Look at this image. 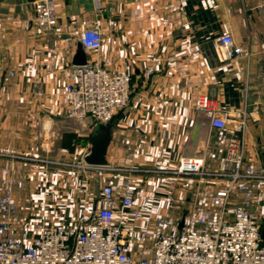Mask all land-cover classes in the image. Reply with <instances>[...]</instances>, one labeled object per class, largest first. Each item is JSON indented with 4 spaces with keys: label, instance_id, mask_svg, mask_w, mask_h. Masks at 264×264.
<instances>
[{
    "label": "crops",
    "instance_id": "1",
    "mask_svg": "<svg viewBox=\"0 0 264 264\" xmlns=\"http://www.w3.org/2000/svg\"><path fill=\"white\" fill-rule=\"evenodd\" d=\"M57 1L58 27L39 41L34 0H0V198L5 169L21 163L31 173L17 196L23 207L32 213L58 204L74 214L100 198L102 183L119 170L142 188L145 213H167L169 171L180 159L203 158L206 169L217 170L224 152V139L195 107L199 94L217 98L220 107L249 112L248 156L262 162L264 14L252 9L257 0ZM88 18L104 29L105 67L129 73L133 92L116 116L107 167L94 172L95 181L82 174L66 180L67 169L44 167L33 157L62 158L67 150L78 151L82 138L88 140L83 153L91 151L96 128L91 120L70 119L74 125L66 130L60 95L80 44V24ZM227 32L250 57L221 60L218 37ZM150 67L154 73L147 77ZM191 182L175 195L191 198L199 186Z\"/></svg>",
    "mask_w": 264,
    "mask_h": 264
},
{
    "label": "built area",
    "instance_id": "2",
    "mask_svg": "<svg viewBox=\"0 0 264 264\" xmlns=\"http://www.w3.org/2000/svg\"><path fill=\"white\" fill-rule=\"evenodd\" d=\"M33 4L40 41L58 27V1L34 0ZM252 9L264 14V0H257ZM77 38L88 54L87 63L71 65L61 101L67 117L91 120L97 128L128 107L132 78L105 67L101 58L104 29L99 20L84 19ZM218 45L223 61L251 54L230 32L218 37ZM153 73L150 67L146 76ZM195 107L224 139V152L218 169L211 172L203 158L180 159L175 173L185 179L199 175L201 181L191 198H174L170 188L165 198L167 213L147 214L142 188L116 167L115 176L102 183L100 198H91L76 213L68 215L58 204L34 208L31 213L17 199L31 173L21 163L5 169L0 264H264V164L248 156L249 112L220 107L218 99L208 94H199ZM90 152L67 163L66 180L81 174L94 180V172L107 167L89 165Z\"/></svg>",
    "mask_w": 264,
    "mask_h": 264
},
{
    "label": "water",
    "instance_id": "3",
    "mask_svg": "<svg viewBox=\"0 0 264 264\" xmlns=\"http://www.w3.org/2000/svg\"><path fill=\"white\" fill-rule=\"evenodd\" d=\"M87 63V54L82 45L79 44L74 58V65H84ZM114 117L110 122L101 123L96 128L92 137L91 152L86 157V162L91 166L105 167L108 165L107 154L110 144L113 140V129L115 126ZM262 163L264 164V152L262 154Z\"/></svg>",
    "mask_w": 264,
    "mask_h": 264
},
{
    "label": "rangeland",
    "instance_id": "4",
    "mask_svg": "<svg viewBox=\"0 0 264 264\" xmlns=\"http://www.w3.org/2000/svg\"><path fill=\"white\" fill-rule=\"evenodd\" d=\"M59 12V11H58ZM71 118H69V117H67V116H65V122H66V130H70L71 129V127L70 126H72V125H74V124H72V122H74L73 120H70ZM74 120H76V119H74ZM79 121V120H78ZM52 128V127H51ZM85 138H87V137H85ZM51 139H53L52 138V136H51ZM88 143V140L86 139H84V138H82V140H81V144L80 145H78V148H80L78 151H70V150H67L66 151V155L64 156L63 155V157L62 158H65V161H60L61 160V158H60V156L61 155H50V156H46V155H44V157L43 156H37V157H33V158H35V159H37L38 161V163H40L42 166H50V165H57L58 166V164H56V162L57 161H59V162H64L65 164L64 165H62V164H59V166L58 167H60V168H67V167H69L68 165H67V163H70V162H72V161H75V160H77L80 156H81V154H83V150H85V149H87V144ZM54 156V157H53ZM56 156V157H55ZM58 157V158H57ZM176 169L177 168H173V196H174V198H184V197H177L176 195H175V191H176V189L178 188V187H181V185L184 183V185H183V187H184V189H185V183L186 182H188V180H192V184H194L195 186H196V184H198L199 183V181H201V177L198 175V177L196 176V175H194V176H192L191 178H187L188 180H186L185 179V181H183L184 180V176L183 175H178L177 173H175V171H176ZM211 171H213V170H209V172H211ZM216 171V170H215ZM206 178H208V177H206ZM211 178V179H210ZM210 178H208V179H210V182H215L213 179H215V178H213V177H210ZM169 181H171L170 179H169ZM172 185L171 184H168V188H172L171 187ZM210 186V185H209ZM211 186H212V184H211ZM213 186H215V184L213 185ZM198 187V186H197ZM197 187H195V189H197ZM207 192V191H206ZM208 194H211V190H208ZM205 195H206V193H205ZM168 196V194H166V196L165 197H167ZM190 198V197H189ZM18 200H21V199H23V198H17ZM93 199V198H92Z\"/></svg>",
    "mask_w": 264,
    "mask_h": 264
}]
</instances>
